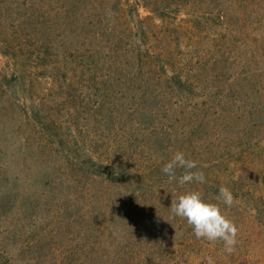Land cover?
I'll return each mask as SVG.
<instances>
[{
    "label": "rangeland",
    "instance_id": "374dc122",
    "mask_svg": "<svg viewBox=\"0 0 264 264\" xmlns=\"http://www.w3.org/2000/svg\"><path fill=\"white\" fill-rule=\"evenodd\" d=\"M136 1L0 0V264L78 259L83 229L121 215L125 193L143 197L146 214L167 195L189 191L161 171L177 150L205 175L241 176L243 191L264 194V0H187V12L170 10L164 21L141 9L142 19L150 17L142 23L134 20ZM216 8L220 22L216 13L198 15ZM191 21L206 30L191 31ZM138 24L148 29L149 48L169 44L185 64L188 96L166 82L147 85L143 63L128 54ZM175 29L179 40L167 43ZM69 147L76 153L65 160ZM242 147L253 159L235 168L227 153ZM88 155L145 185L76 178L65 161ZM248 226L254 236L237 244L264 255V236Z\"/></svg>",
    "mask_w": 264,
    "mask_h": 264
},
{
    "label": "trees",
    "instance_id": "16d2710c",
    "mask_svg": "<svg viewBox=\"0 0 264 264\" xmlns=\"http://www.w3.org/2000/svg\"><path fill=\"white\" fill-rule=\"evenodd\" d=\"M129 2L126 3L128 6H130ZM186 2L187 0H137L133 5L136 19H133L142 23L150 18H141L140 10L143 9L150 13L154 17L153 19L164 21L167 16L172 14L170 10H175L174 13L177 12V15L187 12L193 5ZM204 10H197L199 11L198 15L202 16L208 13L212 16L216 13L219 22L223 19L221 9L216 8L210 12ZM197 21H199V18ZM178 24L175 26L177 27ZM189 28L191 31L198 33L206 30L203 25L195 21H191ZM189 28L186 31H189ZM180 29L183 30V28ZM176 30L166 33L169 38L168 40L165 39L167 43L169 41L172 43L171 40H174V38H176L175 44L179 40L177 38L178 30ZM131 31H133V28H131ZM147 34V27L136 25L135 35L131 36L132 42L128 49L130 57L136 59L139 63H143L147 72V74H144L143 71V74L150 76L153 83H147V85L149 87H159L160 83L166 82L171 88L169 91L176 90L181 93V96H188L193 91V87L189 85V78L185 75L187 70L185 64L181 63V67H179L174 57L175 52H171L169 44L160 50L149 48L148 44L150 42ZM178 47L177 44L175 50ZM189 67L191 68V65ZM1 85L2 88L7 87L4 81L1 82ZM167 88L170 89L168 86ZM252 100L255 102L254 99ZM251 107L254 110V105H251ZM33 118L39 124L40 129L46 130L47 126L43 117L38 114L37 110L33 111ZM53 144L59 150L62 148L61 143L55 141ZM62 152H66L67 157L64 158L66 160L76 153V148L69 147L68 151L64 150ZM227 154L229 156L226 160L227 163L233 164L235 168L241 165L244 159H253L252 151L244 147L240 150H232ZM233 157L236 158L234 161H232ZM223 158L225 159V156ZM66 163L68 169L70 168L76 178L80 176L87 177L91 180H99L108 186L123 187L126 186L127 182L132 185L139 184L140 188L145 185L139 177L134 181L129 173L131 170L124 172L123 169L117 168L112 162L105 163L93 158L91 155L75 161L69 162L68 160L65 161V165ZM205 178L203 184L193 183L184 186L188 190L200 191L204 199L210 202H217L216 197L220 187L225 186L230 190L234 197L232 209L226 206L223 207V205L221 207H223L222 211L229 219L236 216L243 218L242 225H238V242H242L241 238L246 237L247 240L244 238L242 243L249 244L248 241L254 236L250 230L251 227L248 226L250 222L256 228L257 235L259 237L264 236V194L261 192L262 190L257 189L255 186H249L253 190L243 191L245 181L241 176L221 179V177L213 178L205 175ZM134 192L139 194L140 191ZM184 192V190H177L174 193L175 195H167L168 197L161 199L164 205L160 208H152L146 214H144L145 208L142 205L143 197H134L125 193L126 202L121 208L124 209L123 213L115 219L113 217L110 219L99 218L100 221H95L86 229H83L84 237L80 235L79 240L76 242V246L83 253V256L78 259L66 257L59 264H210V261L211 264H264V255H256L249 248L242 250L243 246L239 247L237 244L236 250L229 254L223 250V243L220 241L208 242L197 239L192 228L185 220L174 217L168 211L172 199ZM247 204H250V208L244 209L243 205ZM113 210L112 207H106L103 213ZM115 221H117V224H115ZM245 226L248 228H245ZM160 235H165V237L156 238Z\"/></svg>",
    "mask_w": 264,
    "mask_h": 264
},
{
    "label": "clouds",
    "instance_id": "9594fccd",
    "mask_svg": "<svg viewBox=\"0 0 264 264\" xmlns=\"http://www.w3.org/2000/svg\"><path fill=\"white\" fill-rule=\"evenodd\" d=\"M178 169L183 170L179 175ZM161 171L170 182L179 185L203 184L206 179L197 162L187 158L180 150L173 153ZM216 201L205 200L198 190H189L172 199L169 209L174 217L187 222L197 239L220 241L223 243V250L231 254L236 250L239 229L235 222L224 214L221 205L231 208L234 205V197L228 188L220 187Z\"/></svg>",
    "mask_w": 264,
    "mask_h": 264
}]
</instances>
